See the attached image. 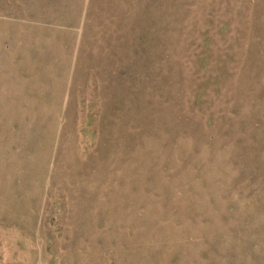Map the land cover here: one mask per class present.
<instances>
[{
	"label": "rangeland",
	"instance_id": "1",
	"mask_svg": "<svg viewBox=\"0 0 264 264\" xmlns=\"http://www.w3.org/2000/svg\"><path fill=\"white\" fill-rule=\"evenodd\" d=\"M0 264H264V0H0Z\"/></svg>",
	"mask_w": 264,
	"mask_h": 264
},
{
	"label": "trees",
	"instance_id": "2",
	"mask_svg": "<svg viewBox=\"0 0 264 264\" xmlns=\"http://www.w3.org/2000/svg\"><path fill=\"white\" fill-rule=\"evenodd\" d=\"M208 40H210V39H208L207 37H204V38H203V41H204V46H206V45H207V43H206V42H207Z\"/></svg>",
	"mask_w": 264,
	"mask_h": 264
}]
</instances>
